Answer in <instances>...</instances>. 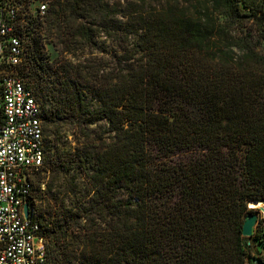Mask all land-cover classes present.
I'll use <instances>...</instances> for the list:
<instances>
[{"label":"trees","instance_id":"trees-1","mask_svg":"<svg viewBox=\"0 0 264 264\" xmlns=\"http://www.w3.org/2000/svg\"><path fill=\"white\" fill-rule=\"evenodd\" d=\"M17 72L40 106L25 201L45 264H247L246 206L264 202V0H48Z\"/></svg>","mask_w":264,"mask_h":264},{"label":"built area","instance_id":"built-area-1","mask_svg":"<svg viewBox=\"0 0 264 264\" xmlns=\"http://www.w3.org/2000/svg\"><path fill=\"white\" fill-rule=\"evenodd\" d=\"M45 13L42 1L0 0V264H45L31 210L22 213L42 159L40 106L17 72Z\"/></svg>","mask_w":264,"mask_h":264},{"label":"rangeland","instance_id":"rangeland-1","mask_svg":"<svg viewBox=\"0 0 264 264\" xmlns=\"http://www.w3.org/2000/svg\"><path fill=\"white\" fill-rule=\"evenodd\" d=\"M28 2L35 4L37 1H42L44 3L47 4L48 0H27ZM112 1H117V0H112ZM121 3H125V1L128 0H118ZM131 1H138V0H131ZM143 3L147 4V5H157L160 6L161 3H163L164 0H142ZM183 3H188L190 2V0H181ZM101 40H103V38H101L100 40H98V42H100ZM107 43H105L104 45H106ZM103 46V45H102ZM110 48V45L107 46V50ZM42 49L43 52L48 56L49 59H52L56 56L57 54V48L53 47L50 43L48 39H43L42 41ZM95 55H101L98 52H95ZM27 64V63H25ZM23 72L26 74L30 73V70L28 69L27 65H25ZM24 82H26L29 86H34L35 83H28L26 80V77H22ZM71 171H69L68 174H70ZM61 186L63 188L68 187V183L67 181H62ZM43 186L41 185L39 188V191H36L35 188L32 192V198L34 200V206L36 208L37 204H38V196L39 194L42 193L43 191ZM251 213L254 214L256 216V220L255 223L252 227V233L254 232L255 234L257 233L258 229L261 226V222L264 221V209L263 210H259L257 208L252 209ZM244 250H245V261L247 264H262L260 259L264 262V245L262 244V242L258 239L257 235H254V237L251 235V237L249 238H245V243H244Z\"/></svg>","mask_w":264,"mask_h":264},{"label":"water","instance_id":"water-1","mask_svg":"<svg viewBox=\"0 0 264 264\" xmlns=\"http://www.w3.org/2000/svg\"><path fill=\"white\" fill-rule=\"evenodd\" d=\"M247 209L248 210H252V209H259V210H263L264 209V202L262 201H249L247 203ZM22 213H23V217L26 219L29 216V210H28V206L25 204L23 205L22 208ZM256 220V216L252 213H247L246 216L244 217V220L242 222L241 225V236L243 238H249L251 236V231H252V227L255 223Z\"/></svg>","mask_w":264,"mask_h":264}]
</instances>
